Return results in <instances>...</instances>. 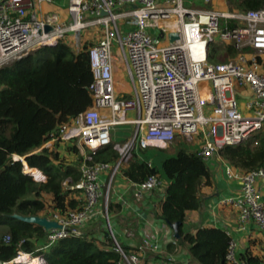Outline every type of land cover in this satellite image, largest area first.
<instances>
[{
	"label": "built area",
	"instance_id": "1",
	"mask_svg": "<svg viewBox=\"0 0 264 264\" xmlns=\"http://www.w3.org/2000/svg\"><path fill=\"white\" fill-rule=\"evenodd\" d=\"M44 2L66 6L71 20L66 23L56 13H42ZM47 25L50 29L45 31ZM87 32L98 34L88 47L92 80L87 88L93 105L59 125L49 141L75 145L81 156L80 179L69 188L82 191L83 204L47 216L60 228L47 232L44 243L80 236L103 198L101 211L118 255L116 264H144L140 252L158 251L159 246L143 239L138 251L127 250L117 239L108 220L113 182L135 149L167 148L183 139L195 143L197 149L191 151L207 160L221 157L224 146L251 140L264 128V3L258 8L216 10L187 7L183 0H0V67L59 41L79 51ZM113 41L130 82L127 96L116 88ZM219 47L228 60L213 61L211 54ZM237 97L245 99L244 115ZM101 108H109L111 116L102 115ZM128 111L135 115L127 117ZM123 124L133 126L124 143L112 137L115 127ZM105 146L117 152L116 160H93L96 150ZM224 173L240 184L238 195L220 200L236 210L237 227L245 230L253 222L264 230V195L257 183L264 180V167L241 171L225 163ZM131 185L149 192L160 188L161 178L151 174ZM224 231L230 238L227 264H251L237 254L238 243L230 231ZM9 239L5 235L4 241Z\"/></svg>",
	"mask_w": 264,
	"mask_h": 264
},
{
	"label": "trees",
	"instance_id": "2",
	"mask_svg": "<svg viewBox=\"0 0 264 264\" xmlns=\"http://www.w3.org/2000/svg\"><path fill=\"white\" fill-rule=\"evenodd\" d=\"M228 3L233 8L248 9L260 7L264 0H228ZM91 44L85 41L75 51L71 43L59 41L0 67V224L6 226L0 236V264L17 258L19 251L41 256L47 264H116L117 253L113 249H100L93 239L69 236L47 244L43 227L11 217L12 213L39 215L42 211L50 216L55 210L77 209L83 204L82 191L69 188L80 179L81 156L77 149L67 146L77 155L76 163L60 158L47 147L33 151L51 140L59 125L93 105L87 88L92 80L88 57ZM228 50L234 54L232 49ZM146 150L133 151L123 175L133 182H141L151 174L164 179L165 198L160 217L168 224L179 222L180 237L176 241L189 245L192 262L187 264H227L225 255L230 238L223 229L203 226L194 232L184 230L187 212L201 207V188L213 184L205 160L179 148L154 163L146 156ZM220 154L241 171L264 167V134L259 132L251 140L226 145ZM13 156L23 157V163ZM117 157L111 146L93 154L95 161L113 162ZM25 167L34 169L31 175L24 172ZM40 172L46 180L37 182L43 180L37 178ZM76 192L82 197L77 199ZM45 195L50 196V204ZM5 235L10 236L8 242L4 241ZM242 257L251 264H261L247 250Z\"/></svg>",
	"mask_w": 264,
	"mask_h": 264
},
{
	"label": "crops",
	"instance_id": "3",
	"mask_svg": "<svg viewBox=\"0 0 264 264\" xmlns=\"http://www.w3.org/2000/svg\"><path fill=\"white\" fill-rule=\"evenodd\" d=\"M96 39L97 36H95L94 40ZM116 88L118 90L119 87L116 86ZM102 115L107 117L104 113ZM128 125L129 127L126 130H120L115 127V137L117 139L125 141L130 137L129 133L133 126L132 124ZM50 143L55 144L56 142L51 141L46 145ZM59 143L64 142L59 141ZM134 151L138 153L140 149H135ZM63 153L65 158H72L73 156L68 150H63ZM16 158H19V156ZM222 159L214 156L205 160L213 175V184L210 187L201 188V207L198 210L187 212L184 230L194 232L197 228L203 226H215L223 230L226 229L230 231L231 236L237 241V254L240 257L247 250L253 256H257L261 264H264V230L258 228L253 222H250L245 230L239 229L236 221V210L230 204L220 202L221 199L235 197L240 192L239 181L226 177L224 163H227V161L224 162ZM105 178L106 174H103L102 179L105 180ZM257 183L264 195V180H258ZM164 198L165 190L158 188L149 192H138L131 185L129 179L123 174H117L110 193L109 224L117 239L126 249L138 251L143 239H148L158 244V251L144 249L140 252V257L144 264H152L158 261L187 264L192 262V257L188 250L189 245L178 244L170 225L160 217V206ZM49 199L50 196L45 195V200ZM101 210L102 204L99 201L96 205L95 215L81 227V235L87 239L95 240L94 242L100 249H112V241L107 231L106 219L103 217ZM39 215H45V212L42 211Z\"/></svg>",
	"mask_w": 264,
	"mask_h": 264
},
{
	"label": "rangeland",
	"instance_id": "4",
	"mask_svg": "<svg viewBox=\"0 0 264 264\" xmlns=\"http://www.w3.org/2000/svg\"><path fill=\"white\" fill-rule=\"evenodd\" d=\"M183 4L185 6H187V7H192V8H205V9H216V10H233L232 9L233 7H231V5L228 3V0H213L211 3H208V4L204 3V1H202V0H183ZM41 12L42 13H56L59 16L60 20L66 22V23L71 20V16H70V13L68 11V8L66 6H61V5H59L57 3H54V2L53 3L44 2L42 4V6H41ZM87 33H88L87 35H82L81 36V46L84 44L85 41L92 42V43L94 41L96 42V40H94L95 36H91L90 32H87ZM95 35L97 36L98 34L96 33ZM75 47L77 48L76 45H75ZM76 48L74 49V47H73V49L75 51L77 50ZM222 49H223L222 47H219L215 51V53L213 54L214 55L213 61H222V60L226 61V60H228L229 57L224 53V51H222ZM112 50H113V54H114V57H115V61H114V78H115V81H116V86L119 87L118 88L119 91L123 92L124 95L127 96L128 92L130 91V82H129V79H128L127 74H126L125 63H124V60L122 58L121 51L118 48V43L116 41H113ZM116 96H117V94H116ZM244 102H245V99H243L241 97H237L238 108H239V111L243 115L246 113V110L244 108ZM101 112L106 114L108 117L111 116V112H110L109 108H101ZM134 115L135 114L133 112H127V114H126L127 117H132ZM116 127L118 129H120V130H126L129 127V125L128 124H126V125H118ZM132 129H133V127H132ZM260 132L262 134H264V128ZM131 133H132V130L130 131L129 134L131 135ZM112 137H115V136L112 134ZM115 140H117L119 142L121 141L122 143H124V140H122V139H117L115 137ZM67 146H74L75 147V145H72V144L67 143V142H64V143H59L58 142L56 144H53V143L48 144L47 148L49 150H53V152H57L58 156L60 158L66 159L67 161H69L71 163H76L77 162V160H76L77 159V155L75 153L71 152L73 154L72 158H69V157L65 158L64 157L63 150H68L69 151V149H67ZM179 148H184L186 150H190V149L196 150L197 149V145L195 143H193V142H188V141H185L183 139H177L166 150L160 151V150H158L156 148H148L145 153H146L147 157H149L154 163H156L160 158H162L164 156H168V155L174 154ZM221 158H222V156H221ZM222 160L224 162H226V160L224 158ZM227 163H229V162H227ZM232 167L235 168L234 166H232ZM31 177L33 178V176H31ZM36 181L38 182L40 180H36ZM160 188L163 191L166 188V182L164 181L163 178H161ZM75 196H76L77 199L81 198L80 197L81 195L78 192L75 193ZM109 199H110V192L108 194V201H109ZM100 203L101 204L103 203V198L100 199ZM5 230H6V226L0 224V234L3 233ZM127 250H129V249H127ZM24 254H28V253L21 252L19 254V256H22ZM17 260H18V257L16 258V261ZM16 261H15V263H9V264H17Z\"/></svg>",
	"mask_w": 264,
	"mask_h": 264
},
{
	"label": "water",
	"instance_id": "5",
	"mask_svg": "<svg viewBox=\"0 0 264 264\" xmlns=\"http://www.w3.org/2000/svg\"><path fill=\"white\" fill-rule=\"evenodd\" d=\"M49 29H50V27L48 25L45 26V31H48ZM48 46H54V45H48ZM20 160L23 163L24 158L21 157ZM11 217L16 218V219L21 220V221H24V222L39 225V226L43 227L46 232H49L50 230H53L54 228H60V225L55 220L49 219L46 216L22 215L19 213H12ZM169 225H170L171 229L173 230L174 237L176 239H179V237H180L179 228H178L179 222L171 223Z\"/></svg>",
	"mask_w": 264,
	"mask_h": 264
},
{
	"label": "bare ground",
	"instance_id": "6",
	"mask_svg": "<svg viewBox=\"0 0 264 264\" xmlns=\"http://www.w3.org/2000/svg\"><path fill=\"white\" fill-rule=\"evenodd\" d=\"M21 157L19 156V158H15V159H20ZM33 168H24V172L30 174L31 172H33ZM39 179H42V174L40 172V177H37ZM16 261V259H15ZM14 261V262H15ZM17 264H45L44 260L40 257V256H30L28 254H24L22 256L18 255V260L16 261Z\"/></svg>",
	"mask_w": 264,
	"mask_h": 264
},
{
	"label": "clouds",
	"instance_id": "7",
	"mask_svg": "<svg viewBox=\"0 0 264 264\" xmlns=\"http://www.w3.org/2000/svg\"><path fill=\"white\" fill-rule=\"evenodd\" d=\"M206 4H208V3H206ZM232 9H234V8H232ZM235 9H236V8H235ZM49 141H50V140H49ZM49 141H47V142H45V143H48ZM54 142H56V141H54ZM45 143H44V144H45ZM41 146H42V145H41ZM45 147H47V145L44 146L43 148H45ZM105 147H107V146H105ZM151 148H159V147H151ZM167 148H168V147H167ZM167 148H161V149H165V150H166ZM99 149H100V148H99ZM99 149H98V150H99ZM41 150H42V149H41ZM140 150H141V149H140ZM191 150H192V149H190V151H191ZM96 151H97V150H96ZM133 151H134V150H133ZM77 154H78V153H77ZM132 154H133V153H132ZM78 155H79V154H78ZM13 158H14V156H13ZM14 159H15V158H14ZM236 169H237V168H236ZM40 171H41V170H40ZM41 172H42V171H41ZM121 174H123V173L121 172ZM30 175H31V174H30ZM43 175H44V174H43ZM44 176H45V175H44ZM45 177H46V176H45ZM127 179H128V178H127ZM40 181H42V180H40ZM109 201H110V200H109ZM41 216H46V215H41ZM46 217H47V216H46ZM46 234H47V232H46ZM39 245H40V244H39ZM20 252H23V251H20ZM19 254H20V253L18 252V255H19ZM29 255H30V254H29ZM40 257H41V256H40ZM41 258L44 260L43 257H41ZM14 259H16V258H14ZM12 260H13V259H12ZM14 261H15V260H14ZM14 261H13V263H15ZM44 263L47 264L45 260H44Z\"/></svg>",
	"mask_w": 264,
	"mask_h": 264
}]
</instances>
